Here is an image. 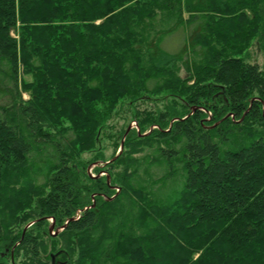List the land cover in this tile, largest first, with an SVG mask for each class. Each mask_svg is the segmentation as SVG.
<instances>
[{
    "label": "trees",
    "instance_id": "1",
    "mask_svg": "<svg viewBox=\"0 0 264 264\" xmlns=\"http://www.w3.org/2000/svg\"><path fill=\"white\" fill-rule=\"evenodd\" d=\"M254 43L264 0H0V264H264Z\"/></svg>",
    "mask_w": 264,
    "mask_h": 264
},
{
    "label": "rangeland",
    "instance_id": "2",
    "mask_svg": "<svg viewBox=\"0 0 264 264\" xmlns=\"http://www.w3.org/2000/svg\"><path fill=\"white\" fill-rule=\"evenodd\" d=\"M181 44H183V40H181V37L179 36V34H177V35L171 36L169 38H166L164 40V43H163V48L170 53H176L180 49ZM249 54H250L251 63H254V64L257 63L264 70V47H262V44H255L254 43V45L249 50ZM132 127H134V124H132ZM110 153H111V150H108L106 152V156H109ZM93 167H95V165L91 166V168L89 169V173L92 171ZM92 173H93V171L91 172V174ZM101 175H103V174L102 173L99 174V176H101ZM49 222H50V226H51L53 224V220H49ZM50 226L48 227V229H50ZM59 232H61V229L54 230V227L52 228L51 232L48 231L50 236H56L59 234ZM17 245L18 244H16L15 246H17ZM30 251H31V248H30ZM24 256H25V254H24ZM24 256L21 252L16 257H14V255L12 254L10 257V261L12 264H23ZM8 264H9V262H8Z\"/></svg>",
    "mask_w": 264,
    "mask_h": 264
},
{
    "label": "water",
    "instance_id": "3",
    "mask_svg": "<svg viewBox=\"0 0 264 264\" xmlns=\"http://www.w3.org/2000/svg\"><path fill=\"white\" fill-rule=\"evenodd\" d=\"M52 228H53V224L50 226L49 232H51Z\"/></svg>",
    "mask_w": 264,
    "mask_h": 264
}]
</instances>
